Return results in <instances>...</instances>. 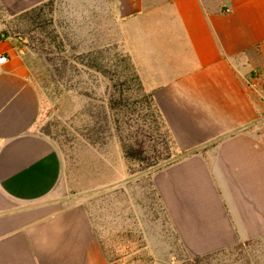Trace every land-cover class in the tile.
Returning <instances> with one entry per match:
<instances>
[{
	"label": "crops",
	"instance_id": "0c3cea01",
	"mask_svg": "<svg viewBox=\"0 0 264 264\" xmlns=\"http://www.w3.org/2000/svg\"><path fill=\"white\" fill-rule=\"evenodd\" d=\"M45 8L118 44L153 94L179 157L151 184L185 253L264 239V0H0V264H113L37 130L39 93L9 31ZM114 168L123 181L124 153Z\"/></svg>",
	"mask_w": 264,
	"mask_h": 264
},
{
	"label": "rangeland",
	"instance_id": "374dc122",
	"mask_svg": "<svg viewBox=\"0 0 264 264\" xmlns=\"http://www.w3.org/2000/svg\"><path fill=\"white\" fill-rule=\"evenodd\" d=\"M77 22L69 8H45L16 17L9 31L39 93L37 130L60 149L70 191L87 198L113 264H263L262 238L197 257L185 253L151 184L156 168L179 157L171 136L143 101L131 57L118 44H91ZM121 91L126 105L112 109L110 99ZM255 128L264 133V117ZM135 136L147 140L144 161L126 158L129 173L116 183L121 138L130 143Z\"/></svg>",
	"mask_w": 264,
	"mask_h": 264
},
{
	"label": "trees",
	"instance_id": "16d2710c",
	"mask_svg": "<svg viewBox=\"0 0 264 264\" xmlns=\"http://www.w3.org/2000/svg\"><path fill=\"white\" fill-rule=\"evenodd\" d=\"M129 56V55H128ZM125 58V57H124ZM96 67L100 66L99 63L97 64H92ZM100 68V67H98ZM136 76L133 77V79H137L139 81V86L140 88H143L142 87V82H141V79L139 77V75L136 73L135 74ZM144 90V89H143ZM145 93H143V101H145L148 105L149 108H152L154 113L157 114V117L160 118L163 122V124H165L166 126V129H167V132H169V136H171V139H172V143H173V149L176 148L175 146V142H174V139L169 131V128L167 127L165 121H164V118L162 116V113L160 112V109L159 107L157 106L156 102H155V99L153 97V94L149 91H144ZM120 95V98L119 99H115L114 97H111L110 99V106L112 109H118L120 106H125L126 104L123 102L124 100V96H123V91H121L119 93ZM117 119H116V123H117ZM126 139L128 140L129 138L126 137ZM121 141L123 142V148H124V154H125V157L126 158H131V159H138V160H143L144 161V158L142 157L143 155V152L145 151V144H146V141L144 137H138V136H135V137H131L129 142H126V140L124 141L122 138H121ZM137 146V147H135ZM176 151V150H175ZM153 164H156L153 163ZM152 165V164H150Z\"/></svg>",
	"mask_w": 264,
	"mask_h": 264
},
{
	"label": "built area",
	"instance_id": "2783aa9c",
	"mask_svg": "<svg viewBox=\"0 0 264 264\" xmlns=\"http://www.w3.org/2000/svg\"><path fill=\"white\" fill-rule=\"evenodd\" d=\"M8 57L6 54L0 55V64L5 63L7 61ZM264 79V77H263Z\"/></svg>",
	"mask_w": 264,
	"mask_h": 264
}]
</instances>
